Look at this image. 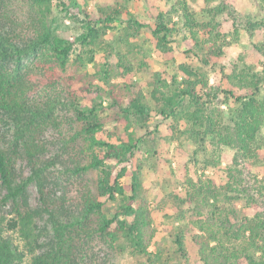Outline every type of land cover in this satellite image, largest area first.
Here are the masks:
<instances>
[{
  "label": "rangeland",
  "instance_id": "1",
  "mask_svg": "<svg viewBox=\"0 0 264 264\" xmlns=\"http://www.w3.org/2000/svg\"><path fill=\"white\" fill-rule=\"evenodd\" d=\"M50 1L46 6L36 0H0V34L24 50L21 56L20 52L8 56L0 53V143L11 160L14 185L26 184L24 197L7 200V191L0 179V200H4L0 203V229L16 253L14 264H33L41 256L54 264H137L125 243H113L100 233L97 216L82 218L85 205L96 195L99 174L92 170L75 172L77 166L90 163L83 125L76 113L90 103L81 90L82 81L73 71L77 60L84 57L87 66L80 68L79 74L88 73L95 85L110 91L96 72L103 68L107 58L116 64L120 56L127 55L136 66L142 61L149 63L144 72L136 73L133 78L149 93V82L155 72L163 73L168 79L176 74L174 62L157 51L148 28L132 36L126 16L116 20L112 29L95 43H77L75 40L87 31V19L83 13H76L73 4L86 8L93 17L99 16L102 5H118L146 25H154L158 15L166 13L171 26L179 30L173 37L176 64L187 63L183 42L185 21L173 12L177 0ZM216 4L212 3V7ZM190 5L200 22L210 20L205 0ZM235 7L242 15L264 17L259 0H236ZM217 21L232 44L225 49L220 65L204 67L211 86L229 90L231 87L223 72L232 73L234 65L242 69L243 59L257 72L264 73V57L256 49L264 45V33L251 37L242 31L236 40L228 15L219 16ZM47 29L75 42L66 71L58 67L52 49L43 41ZM200 36L203 40L207 38L204 31ZM92 55L94 62L88 61ZM179 76L181 80L183 75ZM124 83L121 78L110 82L114 87H122ZM262 92L264 97V89ZM212 93L216 96L209 103L210 108L221 115L226 124H231L238 104L233 99L227 100L223 91ZM103 100L101 117L106 121V130L100 137L108 139L116 129L120 132L123 129L115 120L118 108L112 107L113 101L104 93ZM187 128L182 119L156 115L148 128L135 129L142 142L129 169L142 168L151 193L150 205L156 212L158 229L152 252L158 264H203L193 251L187 260L175 243L176 234L189 230L195 219L194 210L180 204L186 197L189 180L213 181L217 187L225 186L231 181L228 170L239 158V168L244 172L250 193L261 200L252 176L262 178V162H243L237 148L219 144L213 138L205 144L197 143L184 133ZM110 165L117 175L121 167ZM121 182L127 183V178ZM220 204L227 205L225 198L221 197ZM236 205L247 215L256 212L245 201ZM118 208L117 202H109L105 209L108 217L112 218ZM35 210L39 211V216L31 214L29 219L27 215ZM186 237L190 243L189 234Z\"/></svg>",
  "mask_w": 264,
  "mask_h": 264
},
{
  "label": "trees",
  "instance_id": "2",
  "mask_svg": "<svg viewBox=\"0 0 264 264\" xmlns=\"http://www.w3.org/2000/svg\"><path fill=\"white\" fill-rule=\"evenodd\" d=\"M48 6L50 0H36ZM197 0H177L178 13L184 22L183 42L186 48L184 55L187 63L176 64L175 26L167 20V14L161 12L154 25L141 23L136 17L118 5H102L99 16L93 17L90 11L74 3L76 13H83L87 19V31L75 41L81 44L95 43L102 35L113 27V23L126 16L128 30L132 36L140 34L148 28L152 32L155 47L158 52L174 62L175 75L165 78L163 73L155 72L149 82V93L133 80L136 73L144 72L147 61L136 66L127 56L122 55L118 63H112L108 58L100 71L96 72L98 79L105 81L110 91H105L94 84L88 73L79 74V69L87 66L84 57L77 60V68L73 71L83 86L89 106L77 110V118L82 123V133L87 144L90 163L77 166L75 172L96 171L99 174L96 195L84 207L83 219L98 217V229L102 235L114 243L122 241L129 248L130 255L137 264H158L152 247L156 244L158 229L155 225L156 212L151 208V193L146 187L142 168L130 170L136 152L142 142L135 129L148 128L151 119L160 115L166 119H182L189 127L188 133L195 142L205 144L213 138L219 144L235 147L242 161L254 160L264 164V73H259L246 61L241 60L243 68L234 65L232 73H224L230 84L229 90L213 88L204 67L220 65L225 49L232 42L230 36L223 31L217 18L228 15L234 28L233 37L238 39L242 31L251 37L259 32L264 33V17L242 15L235 7L236 0H205L209 5L210 20L200 22L193 12L190 3ZM264 8V0H259ZM216 6L212 7V3ZM171 14V13H170ZM179 31V30H178ZM206 33L203 40L200 33ZM54 53L56 64L66 71L75 42L60 37L51 29L43 37ZM209 45L207 51L206 46ZM264 57V45L256 46ZM24 52L0 34V53L15 55ZM88 61L94 62L92 55ZM183 75L180 80L179 74ZM113 78L125 81L122 87H114L110 82ZM238 91L243 94H238ZM212 91H223L227 100L233 99L238 104L233 114L231 124L210 108L215 94ZM103 93L113 101L112 107L118 108L115 120L123 132L116 129L108 139L100 137L106 129L103 113ZM121 167L117 175L113 166ZM240 159L235 160V166L229 168V183L217 187L213 181L204 182L189 180L186 197L180 204L188 206L195 212V219L189 230L176 234L175 243L179 252L190 259L191 251L196 252L203 264H264V174L261 179L254 178V187L261 200L250 193L244 172L239 168ZM127 178V183L121 180ZM0 179L7 191L6 199L24 197L26 184L14 185L13 167L10 158L4 152L0 143ZM225 198L226 206L220 204ZM1 201L4 200H0ZM245 201L256 211L247 215L236 203ZM109 202L119 204L118 211L112 218L106 214ZM39 216V211H30L27 215ZM15 227V225H14ZM191 239L189 243L187 240ZM16 253L0 229V264H14ZM140 260H145L140 261ZM33 264H54L47 257L37 258Z\"/></svg>",
  "mask_w": 264,
  "mask_h": 264
}]
</instances>
